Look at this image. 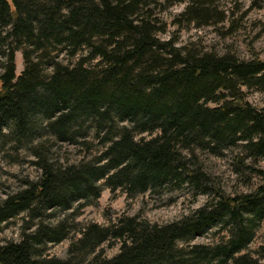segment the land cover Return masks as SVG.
<instances>
[{
	"label": "trees",
	"instance_id": "16d2710c",
	"mask_svg": "<svg viewBox=\"0 0 264 264\" xmlns=\"http://www.w3.org/2000/svg\"><path fill=\"white\" fill-rule=\"evenodd\" d=\"M250 1L264 10V0ZM176 3L185 4L171 20L178 30L164 39L162 13ZM228 19L219 0H0V143L28 152L41 172L0 202V226L30 217L20 241L0 245V264H264V244L250 248L264 221V108L248 99L250 89L264 92V59L177 45L180 29ZM59 144L86 154L63 160ZM236 149L234 170L263 181L229 195L198 151ZM101 181L130 197L187 190L208 199L163 224L126 213L87 223L67 258L44 255L68 237L67 218L45 219L96 203ZM215 228L213 242L192 243ZM106 244L119 251L108 256Z\"/></svg>",
	"mask_w": 264,
	"mask_h": 264
},
{
	"label": "rangeland",
	"instance_id": "374dc122",
	"mask_svg": "<svg viewBox=\"0 0 264 264\" xmlns=\"http://www.w3.org/2000/svg\"><path fill=\"white\" fill-rule=\"evenodd\" d=\"M221 7L228 11L230 19L235 20L234 35L227 36L226 29L230 26V19L222 26L197 27L194 24L188 25L178 31L177 45L193 44L201 50H216L223 53L227 50L234 51L239 57L249 59L254 55H259L264 59V10L251 8L250 0H219ZM185 4L176 3L162 13V18L167 23V30L160 36L168 39L173 36L178 27L171 23L174 15L180 13ZM5 47L0 45V73L3 72ZM60 58L64 61L67 55L62 53ZM15 63L17 73L24 69L22 51L15 53ZM248 99L259 108H264V92L250 89ZM149 137L148 133L143 134ZM61 145V144H59ZM60 154L62 159L76 160L78 153L86 154L85 150L74 148V146L62 144ZM97 148L94 152L97 153ZM228 151L223 157H218L202 151H198V156L202 161L206 171L211 174L216 187L226 194L235 195L254 190L262 178L256 174L248 176L238 174L232 165L234 153L238 150ZM34 157L28 152L17 153L10 147V144L0 143V202L9 194L16 192L25 185L26 180H36L40 175V170L31 162ZM256 167L264 170V159L259 160ZM102 185L101 197L92 205L78 207L68 211L53 212V216L45 219L46 223H57L60 219L67 218L68 237L59 243L48 242L43 250L47 256H56L62 259L68 257V247L70 242L80 236L81 228L90 222L108 224L122 213L140 214L152 222L159 224L168 223L179 219L185 214L191 213L194 209L205 204L207 195L194 197L187 190L180 191H157L147 192L128 196L122 189L112 191L109 187ZM77 203L75 204V206ZM30 217L27 212H22L17 217L0 226V245L9 241H20L23 233L28 228ZM39 220L36 219L35 222ZM219 230L213 229L204 236L197 237L192 243H211L219 236ZM264 244V221L257 229L254 241L250 248L256 249ZM108 256H113L119 251V245L112 248L105 245Z\"/></svg>",
	"mask_w": 264,
	"mask_h": 264
}]
</instances>
